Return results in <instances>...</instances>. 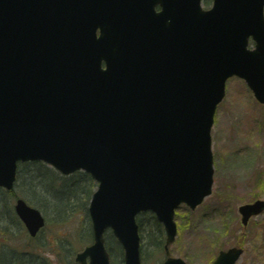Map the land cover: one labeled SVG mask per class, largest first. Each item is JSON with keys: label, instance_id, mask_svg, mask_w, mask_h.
Masks as SVG:
<instances>
[{"label": "water", "instance_id": "obj_1", "mask_svg": "<svg viewBox=\"0 0 264 264\" xmlns=\"http://www.w3.org/2000/svg\"><path fill=\"white\" fill-rule=\"evenodd\" d=\"M263 9L264 0L208 10L201 0H0V186L12 188L19 160L84 170L99 185L93 243L76 262L110 264L111 229L123 264H141L135 216L150 210L166 233L163 264H185L169 252L174 210L212 192L210 131L227 79L264 104ZM14 211L32 238L45 225L22 199ZM238 211L245 226L264 200ZM242 253L220 251L213 264Z\"/></svg>", "mask_w": 264, "mask_h": 264}, {"label": "rangeland", "instance_id": "obj_2", "mask_svg": "<svg viewBox=\"0 0 264 264\" xmlns=\"http://www.w3.org/2000/svg\"><path fill=\"white\" fill-rule=\"evenodd\" d=\"M202 5L209 8L211 0H202ZM211 136L213 192L195 210H189L185 205L177 209L178 233L170 247L171 256L183 259L186 264H211L220 250L240 244L244 252L236 264H264V213L251 219L246 228L241 226L238 213L240 205L257 198L264 199V105L256 102L242 80L231 78L227 81L226 94L217 107ZM37 174L36 171L30 173L36 177ZM33 184L35 188L22 186L17 181L13 195H3L5 191L0 189V209L4 204H11L13 208L16 198H22L39 209L27 200V193H36L38 200L42 199L51 208L53 200L45 184L37 183V179ZM64 193L55 190L56 200ZM64 201L68 208L63 222L55 219L53 213L44 215L41 212L46 217V226L37 239L29 238L20 221L21 225H13L9 221L0 224V251H33L49 264H76V253L92 242L79 245L83 235L91 229L88 202L83 205L85 199L79 198L77 210L76 198L66 196ZM62 207L58 201L53 209L61 215ZM147 216L150 214L137 217L143 222L142 264H162L164 253L154 246V230L151 224L146 223ZM5 227L8 229L4 230ZM105 239L108 240L109 235H105ZM59 241L66 246L74 244V251L56 250ZM112 249L115 255L119 254L115 244H112ZM111 264L115 263L111 261Z\"/></svg>", "mask_w": 264, "mask_h": 264}, {"label": "trees", "instance_id": "obj_3", "mask_svg": "<svg viewBox=\"0 0 264 264\" xmlns=\"http://www.w3.org/2000/svg\"><path fill=\"white\" fill-rule=\"evenodd\" d=\"M31 171H36L37 177L30 175ZM37 179V183H44L46 188L50 191L52 200H53V205L51 208L47 207V203L44 202L42 199L38 200L36 193H33V195H30L29 193L26 194L27 200L30 203H34L36 207H38L44 215H50L54 214L55 219L59 220L60 222H63L66 218V206L67 204L64 201V198L66 196L76 198L77 203L75 207L78 210V204H79V198L85 199V202L83 205H87V202L89 201V198L95 188V184L92 183V180L90 177L82 172H78L74 175H71L69 177H62L60 176L57 172L54 170L46 167L43 164L40 163H27V164H22L19 167L18 170V179L19 183H21L22 186H33L34 187V181ZM79 189V190H78ZM55 190H60V191H65L64 194L60 195L58 197V200H56L54 196V191ZM78 193V196H77ZM3 195H13V191L11 192H4ZM58 201L62 203V214L60 215L55 209H53L57 204ZM6 202V201H4ZM0 224L5 223L6 221H9L13 225H21L17 217L15 216L13 212V208L11 204H4L2 208L0 209ZM147 215V214H146ZM5 216L4 218H2ZM63 220V221H62ZM147 224H151L154 232L152 234L154 238V246L157 250H162L163 251V228L162 226L156 221L154 216L150 215L147 216L146 219ZM139 228H140V237L142 238V232H141V227L143 226V222L138 220ZM89 226V225H88ZM8 228L5 227L4 230H7ZM88 233L83 235L82 241H79V245L87 244L90 241H92V232L91 229L87 230ZM109 239L106 240V246L109 251L110 259L112 262L115 264H120L122 262V250L116 243L115 239L113 236L110 234ZM41 236V235H40ZM39 238V237H38ZM37 239V238H36ZM112 244H115L117 250L119 251L118 255H115L112 249ZM57 249L60 251L65 250L69 251V253H72L74 251V244H70V246H66L63 244V241H59L57 244ZM142 246L140 247V253L141 256L143 255L142 252ZM55 250V251H56ZM3 258L1 264H49L48 261L42 257L34 253L33 251H20L18 250L17 252L15 250H10L9 252L5 251L2 252L0 251V259Z\"/></svg>", "mask_w": 264, "mask_h": 264}]
</instances>
